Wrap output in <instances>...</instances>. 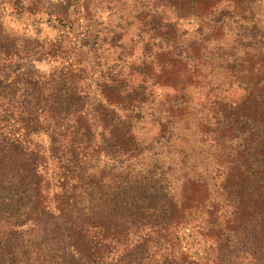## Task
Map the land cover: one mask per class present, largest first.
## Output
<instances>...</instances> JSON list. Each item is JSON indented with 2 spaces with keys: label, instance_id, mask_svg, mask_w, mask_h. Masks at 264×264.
<instances>
[{
  "label": "trees",
  "instance_id": "trees-1",
  "mask_svg": "<svg viewBox=\"0 0 264 264\" xmlns=\"http://www.w3.org/2000/svg\"><path fill=\"white\" fill-rule=\"evenodd\" d=\"M151 1L146 54H119L120 68L94 79L92 115L85 68L10 78L20 49L0 21V114L16 125L0 127V264H264V49L216 57L214 21L180 33L175 23L218 8L253 14L264 0ZM154 87L164 92L149 102ZM153 106L142 136L139 113ZM41 132L52 206L44 156L28 139ZM190 135L211 156L193 157ZM184 228L205 237L206 255L181 246Z\"/></svg>",
  "mask_w": 264,
  "mask_h": 264
},
{
  "label": "rangeland",
  "instance_id": "rangeland-1",
  "mask_svg": "<svg viewBox=\"0 0 264 264\" xmlns=\"http://www.w3.org/2000/svg\"><path fill=\"white\" fill-rule=\"evenodd\" d=\"M263 10L264 8L257 6L254 7L253 14L248 11L247 15L234 13L225 17L228 10L218 8L214 10V16L184 15L176 18L175 23L180 33L197 30L203 23L214 21V25L221 28L219 33L214 34V44L220 45V48L214 49L216 57L219 53L238 56L246 51L257 52L264 49V22L260 18L264 16ZM152 12L151 0H0V21L5 39L8 44H17L20 49L10 57L7 73L10 78L18 70L48 74L54 66L67 63L85 68L88 72L85 87L90 98L87 113L92 115L91 107L95 101L94 79L101 72L120 68L123 60H117L120 58L119 54H123L125 58L128 53L133 55V59L137 56L143 58L146 53L143 52L142 45L145 44L139 41L149 39L152 32L149 14ZM158 12L169 16L168 12ZM238 15L245 16L242 18ZM141 30L143 35H135ZM121 34L124 35L118 39L117 36ZM48 44L59 45L60 51L68 54L59 51L56 55L48 54ZM177 44L182 47L181 44H186V41L180 39ZM204 44L208 42L205 41ZM232 89L236 90L235 85ZM146 91L149 102L158 101L164 92L159 87L147 88ZM154 108L155 106L148 111L143 109L139 113L142 136L149 134L147 122L157 116ZM210 113L212 116L213 113ZM196 114L201 113L197 111ZM8 117L6 114V118ZM10 126L16 127L0 114V127L6 130ZM189 132L192 134L191 130ZM149 138H152L151 134ZM28 139L44 156L40 169L50 181L47 196L48 204L52 206L50 197L55 190V181L52 176L54 164L48 153L49 138L41 132L30 135ZM190 140L195 147L193 157L199 159L211 156L208 142L200 146L201 140L195 135H190ZM178 236L181 246L193 257L208 253L209 242L194 229H181Z\"/></svg>",
  "mask_w": 264,
  "mask_h": 264
}]
</instances>
